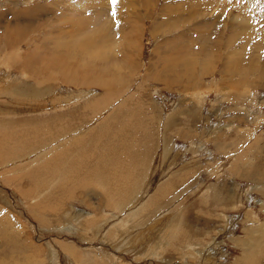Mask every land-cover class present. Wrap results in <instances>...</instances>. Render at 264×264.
Returning <instances> with one entry per match:
<instances>
[{
	"label": "rangeland",
	"instance_id": "rangeland-1",
	"mask_svg": "<svg viewBox=\"0 0 264 264\" xmlns=\"http://www.w3.org/2000/svg\"><path fill=\"white\" fill-rule=\"evenodd\" d=\"M124 2L0 0V264H264V0Z\"/></svg>",
	"mask_w": 264,
	"mask_h": 264
},
{
	"label": "bare ground",
	"instance_id": "bare-ground-1",
	"mask_svg": "<svg viewBox=\"0 0 264 264\" xmlns=\"http://www.w3.org/2000/svg\"><path fill=\"white\" fill-rule=\"evenodd\" d=\"M148 0H142V2H141V10L142 11H144L145 13H147L148 14V10H149V5H148V2H147ZM124 4H128V0H125V2H124ZM136 10H137V8H136ZM66 20V19H65ZM68 20V19H67ZM137 28H139V27H136L135 25L133 26V29H132V32H130V33H127V35H126V37L128 38V40L131 42V45L132 44H134V40H135V38L136 37H138V35H136L135 33H134V30L135 29H137ZM89 38V39H88ZM92 39V37H89V36H86L85 38H84V40H85V42H88V41H90ZM136 43H137V40H136ZM135 43V44H136ZM135 47H137V46H135ZM14 55V54H13ZM135 61H136V59H135ZM103 73H105V72H103ZM6 77V76H5ZM155 79H156V77H155ZM157 80V79H156ZM12 92V91H11ZM14 92V91H13ZM16 92H18V91H16ZM95 99V98H94ZM45 100V99H44ZM59 101V100H58ZM59 103H60V101H59ZM23 105V104H22ZM42 109V108H41ZM45 109V108H44ZM59 110V109H58ZM124 111V110H123ZM120 112V111H119ZM124 113V112H123ZM122 113V114H123ZM121 114V113H120ZM124 116H126V115H124ZM119 117V116H118ZM120 117H122V116H120ZM126 117H128V116H126ZM126 117H124V118H126ZM102 134V133H101ZM107 134V133H106ZM106 136V135H105ZM104 136V137H105ZM100 137H102V136H100ZM82 138V136H79L78 138H76V139H74V140H79V141H77V144H80L81 143V139ZM86 140V139H85ZM130 142V141H129ZM96 143H98V142H96ZM101 143V142H100ZM131 144V143H130ZM129 144V145H130ZM103 145V144H102ZM106 145V144H105ZM100 147V146H99ZM104 147H107V146H104ZM103 146H102V148H104ZM108 148V147H107ZM91 149V148H90ZM104 149H106V148H104ZM103 149V150H104ZM87 150V149H86ZM102 150V151H103ZM107 150V149H106ZM88 151V150H87ZM102 151H100V152H102ZM105 151V150H104ZM103 151V152H104ZM167 152L165 153V154H167V153H169V149H167L166 150ZM89 152H87V154H88ZM105 153V152H104ZM103 153V154H104ZM87 154H85V155H87ZM91 154V153H90ZM93 154H94V151H93ZM100 154H102V153H100ZM85 155H84V157H85ZM106 155V154H105ZM104 155V156H105ZM80 156H82V155H80ZM103 157V156H102ZM74 158V157H73ZM76 159V158H75ZM83 159V158H82ZM82 159H81V162H82ZM86 159V158H85ZM91 160H93V158H90ZM80 160V159H79ZM90 160V161H91ZM84 162H85V160H83ZM76 162H78V161H76ZM76 162H74V163H76ZM167 162H169V161H167ZM166 162V163H167ZM73 163V164H74ZM79 163V162H78ZM170 163H172V162H170ZM82 164V163H81ZM173 164V163H172ZM76 165V164H75ZM78 165V164H77ZM83 165V164H82ZM81 165V166H82ZM78 166H80V165H78ZM165 167V166H164ZM243 172H246L245 170L243 171ZM242 172V173H243ZM250 173V172H249ZM246 174V173H245ZM247 175H248V178H251V175L250 174H248L247 173ZM262 175V174H261ZM264 175V174H263ZM250 176V177H249ZM252 179H254L255 180V182L257 181V182H259V181H261L262 180V177H256V176H254V177H252ZM84 185H86V184H84ZM261 186V185H260ZM117 187H119V186H116V188ZM121 187V186H120ZM88 188H90V187H88ZM115 188V187H114ZM121 188H123V187H121ZM121 188H120V190H121ZM124 189V188H123ZM122 189V190H123ZM86 191H88V189H85ZM117 190L119 191V188H117ZM126 189H124V191H125ZM136 190H138V189H136ZM135 190V191H136ZM123 191V192H124ZM139 191V190H138ZM137 192V191H136ZM264 192V191H263ZM87 192H85V191H83V197H84V199H86L87 198V194H86ZM115 193H117V192H115ZM122 193V192H121ZM134 193V192H133ZM119 194V193H118ZM236 196V194H235V192L232 194V196ZM81 196V195H80ZM116 196V195H115ZM125 196V195H124ZM128 196V195H127ZM86 197V198H85ZM81 198V197H80ZM114 199V198H113ZM116 199V198H115ZM127 199V198H126ZM235 199V198H234ZM87 200V199H86ZM112 201V200H111ZM82 202H84V200L82 199ZM110 202V201H109ZM113 202V201H112ZM112 202H110L109 203V205H111L112 204ZM117 204V203H116ZM114 205V204H112V205H114V207L115 208H117L116 206L118 205ZM59 207H61V206H59ZM76 211V210H75ZM56 214V213H55ZM72 215H75L76 217H74V216H72V217H74V220H76L77 222L78 221H81L82 219H83V217H84V215H82L81 213H78V212H73L72 213ZM67 216H70L71 217V214L69 213V214H67ZM63 217V216H62ZM64 218V217H63ZM110 218V217H109ZM73 219V218H72ZM59 220V219H58ZM69 220V219H68ZM84 220V219H83ZM70 221V220H69ZM86 222V221H85ZM70 223V222H69ZM230 227V226H229ZM66 229V228H65ZM107 231V230H106ZM250 234H251V232L249 231L248 232V236H247V239L244 241V243H243V246L245 247L246 245H248L250 242H251V239H252V237L250 236ZM55 242V241H54ZM66 246V245H65ZM75 248V247H74ZM70 249V248H69ZM64 250V249H63ZM66 250V249H65ZM74 251V250H73ZM68 252H72L71 251V249H70V251H68ZM67 253V252H66ZM247 253H249L248 251H247ZM52 256L53 255H55L54 254V251H52V254H51ZM72 255V254H71ZM73 256V255H72ZM244 258V257H243ZM243 261V260H242ZM239 263H240V261H239ZM236 264V263H235ZM243 264V263H242ZM248 264H254V263H248Z\"/></svg>",
	"mask_w": 264,
	"mask_h": 264
},
{
	"label": "snow or ice",
	"instance_id": "snow-or-ice-1",
	"mask_svg": "<svg viewBox=\"0 0 264 264\" xmlns=\"http://www.w3.org/2000/svg\"><path fill=\"white\" fill-rule=\"evenodd\" d=\"M113 3H115V0H112Z\"/></svg>",
	"mask_w": 264,
	"mask_h": 264
}]
</instances>
